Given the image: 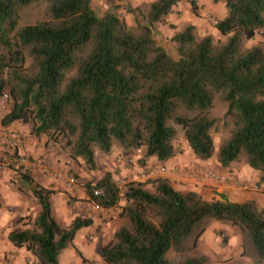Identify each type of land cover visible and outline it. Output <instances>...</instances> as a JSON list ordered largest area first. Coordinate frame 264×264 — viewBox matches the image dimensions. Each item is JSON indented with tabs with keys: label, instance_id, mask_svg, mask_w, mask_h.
<instances>
[{
	"label": "trees",
	"instance_id": "16d2710c",
	"mask_svg": "<svg viewBox=\"0 0 264 264\" xmlns=\"http://www.w3.org/2000/svg\"><path fill=\"white\" fill-rule=\"evenodd\" d=\"M40 1L48 3L49 20L20 26V10ZM92 1L0 0V96L10 99L1 124H31L32 135L92 171L96 153L109 155L114 146L142 149V162H165L177 154L180 127L197 160L215 157L223 168L242 162L264 187V41L243 48L258 32L264 38V0H223L226 16L214 28L225 42L197 37L187 24L171 37L175 55L154 36L181 0L152 1L142 23L134 17L135 29L114 10L97 15ZM216 96L227 104L222 119L211 113ZM228 122L232 128L216 150L211 132ZM16 174L39 210L17 221L7 238L38 264H60V254L93 220L76 217L63 226L52 214L57 192L30 172ZM95 189L101 194L94 196ZM86 190L97 207H119L129 223L101 247L104 264H206L205 256L172 262L167 253L185 254L188 241L195 246L210 222L238 228L246 256L264 263V208L254 200L207 201L176 191L165 178L130 181L121 193L110 172Z\"/></svg>",
	"mask_w": 264,
	"mask_h": 264
},
{
	"label": "rangeland",
	"instance_id": "374dc122",
	"mask_svg": "<svg viewBox=\"0 0 264 264\" xmlns=\"http://www.w3.org/2000/svg\"><path fill=\"white\" fill-rule=\"evenodd\" d=\"M152 1L154 0H93L92 5L94 11L99 16L108 10L116 11L128 27L135 29L137 23L143 22V18L147 13L148 5ZM212 2L217 4L213 6V3H209L212 9H214L213 11L217 12L218 15H221V8L222 6L224 7L223 0H220L217 3L212 0ZM180 7V17L179 22L177 23L179 26L180 24L181 27L183 24L184 26L192 24L191 22L195 21V19H202V26L196 28L195 30L196 36L201 37L204 35H211L214 43L225 42L226 37L220 35L214 30L215 28L213 22L218 20V18L209 13H202L200 10L197 13L198 7L196 0H183ZM47 8L48 3L40 1L21 9L19 12V25H31L37 22L49 20ZM127 8L137 9V11L131 14L126 12ZM194 8H196V10H194ZM134 17L137 18V23H135ZM176 30L177 26L164 21L162 24L157 25L154 36L156 42L165 48V50L171 55H175V44L171 42V37L176 33ZM262 36V32H258L254 39L244 41L243 48L248 49L257 45L259 42H263L264 38ZM226 110L227 104L221 101L219 96H216L211 110L212 116L217 119H222ZM175 128L177 133L173 144L177 154L184 156L188 163L193 165L195 164L197 166L202 164H207L209 166L218 164L215 157L207 161L197 160L188 148L180 127ZM231 128V122L226 124L221 123L211 132L213 144L216 150L221 140L228 136ZM56 148L60 151L58 147ZM13 151H16V146ZM142 154V149H131L124 152L120 148L114 146L112 153L109 155L96 153V169L92 171L83 163V161L79 159L71 161L68 156L63 153V161H65V165L66 162H68V165L71 163L74 166L69 169V174L75 177L78 182V186L72 190L65 187V197L69 198V202H67L64 210L60 208V204L63 203L64 196L55 195L56 207L54 211L59 223L63 226H68L76 217L91 218L93 220V224L90 227L84 228L85 235L81 237L80 243H77V247L79 249L72 243L73 248L69 247L68 250L63 252V254L61 253V261L63 264H104L100 257L101 247L113 239V234L118 228L129 225L125 218L119 217V207L112 209H102L97 207L87 194V185H94L104 175V173L109 170H111L112 174L118 178L116 181L121 193H123L125 186L130 181L143 182L155 178H165L168 180L167 174L170 171L166 167H162L158 164L147 166V161L142 162L141 160ZM118 159H121V161L125 163L124 172L119 170V167L115 166V161ZM229 167L242 169L247 166L244 165V163L239 162L233 163ZM162 168L164 169L163 172L160 171ZM7 169L15 172L18 171V169L15 168ZM208 170L207 176L209 172L213 173L210 169ZM21 184L25 186L26 191V189H28L27 186L22 181ZM22 188L23 187H21V189ZM145 188L151 192L154 190L151 184H148ZM254 190L257 191L258 194L264 195L263 186L254 187ZM213 193L216 192L214 191ZM217 195L220 196V198L215 199L216 197L212 196V200L229 201L228 196H225L224 194ZM231 202L233 201L231 200ZM124 204L125 202L122 199L119 202V206ZM35 205L37 204L35 203ZM37 209H39V207ZM35 214L34 209H32V213L29 216L33 217ZM193 243V240L188 241L187 251L182 256L171 250L167 253V258L172 262H177L185 256H205L207 259L206 264H256L244 253V244L246 242L240 230L236 227L230 226L229 224L210 222L206 231L198 238V240H196L195 246ZM34 264L38 263L36 262Z\"/></svg>",
	"mask_w": 264,
	"mask_h": 264
},
{
	"label": "crops",
	"instance_id": "0c3cea01",
	"mask_svg": "<svg viewBox=\"0 0 264 264\" xmlns=\"http://www.w3.org/2000/svg\"><path fill=\"white\" fill-rule=\"evenodd\" d=\"M172 7L171 12L165 18L166 22L177 26V29L181 27L177 24L180 17V4ZM197 1V13L199 10L203 13H209L215 15L219 20L226 16V11L222 6V13L218 15L213 11L209 3H213L212 0H196ZM217 4L213 3V6ZM202 19H195L191 22L196 28L202 26ZM184 26V24H183ZM215 30V29H214ZM215 32H217L215 30ZM218 33V32H217ZM20 143V148L17 149L18 154L29 155L33 158H38L44 163L42 169H37L30 172L31 177L41 186L47 189H52L57 193L55 195L64 196L63 203L60 208L64 210L69 198L65 197L66 188L62 181L56 179L51 174L46 173V167L49 165L66 166L68 169L73 168V164L63 161V153L57 150L53 145L47 144L44 138H36L32 135V125L22 124L19 122L11 123L7 126H3L0 122V141L9 144L11 149H14L16 140ZM152 164H158L162 167H166L168 172V180L171 186L179 192L192 191L199 194L204 200H212V196L215 199L220 198L217 194H224L228 196L229 201L243 202L246 200H254L257 204L264 208V195L258 194L254 190L257 187L259 174L249 167L223 168L219 164L209 165H193L188 163L184 156L177 154L173 158L160 162L156 159H149L146 163L147 166ZM125 163L118 159L115 161V166L119 167L124 172ZM114 166V165H113ZM213 171L218 179H211L207 176V171ZM112 173L111 170L107 171ZM115 180L118 178L112 174ZM148 177V176H146ZM15 171L6 169L0 172V264H34L36 263L35 257L25 248H16L8 240L9 232L16 227V222L20 219L29 216L32 213V209L37 213L38 205H35L36 200L31 194L29 189L21 184V179ZM143 178V177H142ZM21 184V185H19ZM21 187H23L21 189ZM216 193H213V192ZM55 195L51 198L52 202V214L59 222L55 214ZM35 216V215H34ZM33 216V217H34ZM85 235L84 229L80 230L73 241L74 246L77 247V243H80L81 237ZM79 249V248H78ZM68 249H65V252ZM62 252V254H63ZM59 256L60 264L61 256Z\"/></svg>",
	"mask_w": 264,
	"mask_h": 264
},
{
	"label": "built area",
	"instance_id": "2783aa9c",
	"mask_svg": "<svg viewBox=\"0 0 264 264\" xmlns=\"http://www.w3.org/2000/svg\"><path fill=\"white\" fill-rule=\"evenodd\" d=\"M215 24V21L213 22ZM10 109V99L6 93L0 96V122L1 119L8 113ZM16 140L14 147L16 146V151L9 147L6 142L0 141V171L6 170L7 168H15L23 172H32L37 169H42L44 163L38 158H33L29 155L18 154L17 149L20 148V143ZM161 172L164 169H160ZM46 173L51 174L56 179L62 181L67 189H75L78 186V182L75 177L69 174V169L65 166L49 165L46 167ZM208 176L211 179H217V176L209 172ZM101 192L99 190H93V195L98 196Z\"/></svg>",
	"mask_w": 264,
	"mask_h": 264
}]
</instances>
